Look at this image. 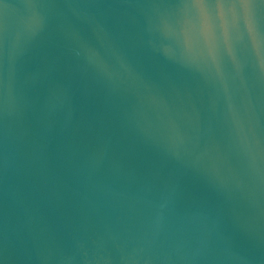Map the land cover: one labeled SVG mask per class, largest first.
Segmentation results:
<instances>
[{"label":"water","instance_id":"water-1","mask_svg":"<svg viewBox=\"0 0 264 264\" xmlns=\"http://www.w3.org/2000/svg\"><path fill=\"white\" fill-rule=\"evenodd\" d=\"M0 264H264V0H0Z\"/></svg>","mask_w":264,"mask_h":264}]
</instances>
